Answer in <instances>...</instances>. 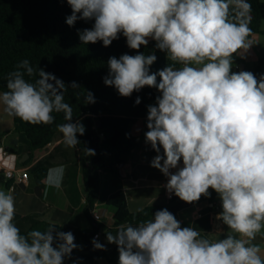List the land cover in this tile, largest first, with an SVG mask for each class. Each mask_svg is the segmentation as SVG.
I'll list each match as a JSON object with an SVG mask.
<instances>
[{"label":"clouds","instance_id":"clouds-1","mask_svg":"<svg viewBox=\"0 0 264 264\" xmlns=\"http://www.w3.org/2000/svg\"><path fill=\"white\" fill-rule=\"evenodd\" d=\"M66 3L69 27L91 22L77 30L81 43L107 48L123 36L135 52L109 57L105 86L124 98L145 87L159 93L146 106L144 139L156 153L150 167L166 178L162 187L169 197L193 204L215 192L221 204L215 218L227 229L218 231L222 238L209 239L212 233L202 236L167 208L159 209L151 219L121 225L115 235L105 232L107 244L117 248V264H264V245L254 243L258 235L264 240V73L233 70L239 68L236 57L245 59L253 45L248 0ZM151 42L154 49L146 55L141 49ZM156 51L167 63L152 71ZM6 87L0 106L9 117L50 125L53 113L63 112L68 122L57 129L64 143H81L86 127L81 119L72 121L64 99L68 88H80L75 81L68 85L25 59L8 74ZM92 103L94 94L87 91L84 104ZM140 103L137 96L134 105ZM15 218L14 196L0 190V264H78L72 254L82 245L71 231L50 225L22 233ZM91 243L94 250H107L98 236Z\"/></svg>","mask_w":264,"mask_h":264},{"label":"trees","instance_id":"trees-1","mask_svg":"<svg viewBox=\"0 0 264 264\" xmlns=\"http://www.w3.org/2000/svg\"><path fill=\"white\" fill-rule=\"evenodd\" d=\"M252 6L250 27L252 35L262 33L264 22V1L248 0ZM71 9L66 0H0V92L7 91L8 74L16 70V65L27 59L34 68L42 67L56 77L70 85L75 81L80 88H68L64 93L65 102L72 107V121L81 119L86 127L85 135L78 137L80 144L75 146L76 155L82 159L83 174L87 176L92 171L118 173L121 166L134 164L136 153L143 150L147 154H156L149 146H143L133 133L135 124L146 118V106L155 101L159 94L156 89L145 87L132 97L124 98L118 95L112 87L103 83L107 75V60L111 56L117 58L123 54H135L126 46L123 36L113 41L109 47H103L102 42L83 44L79 40L77 30L90 28L91 22L77 21L74 27L65 23L66 16ZM154 49V42L141 51L147 55ZM157 62L152 71L163 68L167 61L165 54L156 51ZM179 67L180 65H176ZM234 71L240 70L234 65ZM255 74L260 75L259 70ZM25 79L33 78L25 75ZM90 91L94 94L95 103L84 104V97ZM137 96L141 103L134 105ZM55 122L50 125H31L14 118L15 134H22L27 141V151L32 156L36 151L51 144L59 130L58 124L68 121L65 113H53ZM126 134H129L126 137ZM8 133H0V141ZM86 148L95 151L90 156ZM30 160L26 163H29ZM51 164L48 160L39 162L30 168V173L39 181L47 178ZM5 172L0 170V185L11 186V181L5 178ZM205 199V198H201ZM107 205L113 209L114 225L105 232L116 234L121 225L137 224L151 219L156 210L167 208L176 218L178 212L187 203L177 197H169L164 205H151L143 211L131 212L127 197L123 191L111 194ZM95 207V195L90 194L85 207V215L92 228L60 226L46 221H37L29 229H21L26 233L32 229L41 231L50 225H55L60 231H71L75 235V242L82 245V250H74L72 259L80 262L94 263L98 257H105L110 264H117L118 252L114 244H108L106 251L94 250L92 239L105 225L95 222L92 212ZM144 213H147L145 215ZM106 238V237H105Z\"/></svg>","mask_w":264,"mask_h":264},{"label":"crops","instance_id":"crops-1","mask_svg":"<svg viewBox=\"0 0 264 264\" xmlns=\"http://www.w3.org/2000/svg\"><path fill=\"white\" fill-rule=\"evenodd\" d=\"M261 29L262 33L252 37L253 45L246 58L236 57L235 64L239 65L240 70L260 72L263 65L260 60L264 55V22ZM146 130V118L139 120L133 128L134 135L143 146H149L144 139ZM13 131L14 118L9 117L3 110L0 111V133H8L1 139L0 147L13 155L4 161V165L14 166L20 171L29 173L28 178L22 182L11 180L13 190L11 186L8 188L0 185V190L11 192L14 196L15 223L23 229H29L37 221L91 229L92 224L85 215V207L89 195L94 194V211L101 214V223L105 225L100 231L99 241L108 247L104 231L114 225L113 209L107 205V199L111 194L123 191L131 212L141 211L151 205H164L169 200L166 189L162 187L166 183V178L158 170L150 167V161L156 154H147L141 149L135 155V163L121 166L118 173L92 171L85 176L81 157L76 155L74 147L66 146L62 133L58 132L51 144L31 156L27 151L25 136L15 134ZM29 160L30 162L26 163ZM45 160L50 162L51 167L47 178L39 181L30 173V168ZM38 188L41 189L39 194H37ZM220 211V200L213 192L211 198L201 199L181 209L177 219L183 226L197 228L202 236L212 233L208 235L209 239H219L222 238V234L218 231L227 230L226 226L215 218ZM254 243L264 245V240L258 235ZM68 263L72 262L68 261ZM81 263L110 264L102 256L94 263L85 261L78 264Z\"/></svg>","mask_w":264,"mask_h":264},{"label":"built area","instance_id":"built-area-1","mask_svg":"<svg viewBox=\"0 0 264 264\" xmlns=\"http://www.w3.org/2000/svg\"><path fill=\"white\" fill-rule=\"evenodd\" d=\"M13 156L10 154L7 150H5L3 147H0V170H3L5 173V178L7 180H19L22 182L23 180L27 179L29 176V173L27 171H20L16 167H7L4 165V161L8 159L9 157ZM13 185L11 186V190H13ZM168 194V193H167ZM169 195V194H168ZM174 196V195H172ZM171 196V197H172ZM92 217L95 222L101 223L102 222V216L99 212L93 211ZM98 239L101 237L100 232L96 233L94 237H97Z\"/></svg>","mask_w":264,"mask_h":264},{"label":"rangeland","instance_id":"rangeland-1","mask_svg":"<svg viewBox=\"0 0 264 264\" xmlns=\"http://www.w3.org/2000/svg\"><path fill=\"white\" fill-rule=\"evenodd\" d=\"M263 40H264V38H263ZM260 62L263 63V65L261 66V70H260V74H261V73H264V55L261 57ZM2 110H3V107L0 106V111H2ZM66 264H69L68 261H66ZM81 264H88V263H81Z\"/></svg>","mask_w":264,"mask_h":264},{"label":"water","instance_id":"water-1","mask_svg":"<svg viewBox=\"0 0 264 264\" xmlns=\"http://www.w3.org/2000/svg\"><path fill=\"white\" fill-rule=\"evenodd\" d=\"M39 192L41 193V189H40V188H38V190H37V194H39Z\"/></svg>","mask_w":264,"mask_h":264}]
</instances>
